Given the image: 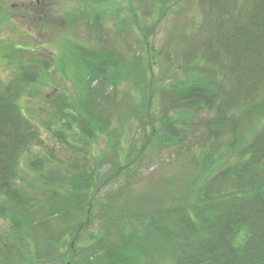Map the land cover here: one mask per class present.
Returning a JSON list of instances; mask_svg holds the SVG:
<instances>
[{
	"label": "rangeland",
	"instance_id": "374dc122",
	"mask_svg": "<svg viewBox=\"0 0 264 264\" xmlns=\"http://www.w3.org/2000/svg\"><path fill=\"white\" fill-rule=\"evenodd\" d=\"M214 1L217 5L224 2L0 0V83L21 89L17 100L19 110L37 128L41 141L19 158L23 178V181L20 179L21 187L34 198L51 200L56 195L49 188L58 187V190L67 192L74 177L71 168L76 169V174L80 169L89 172L94 188L108 179L97 191L99 202L93 209L96 215L85 229L78 230L76 238L73 231L67 235V223L51 219L48 229L39 226L35 232L39 231V237L45 230L53 241L58 237L59 247L54 251V242L48 245L49 248L44 246L45 251L52 252V259L37 254L33 244V250L25 257L13 260L15 264H67L72 255L67 244L73 238L77 242L74 249L79 253L75 259L99 257L104 264H111L112 259L105 250L108 247L117 250L123 246L119 233L135 229L141 217L145 219L155 209L177 206L191 182L194 187L203 183L208 188L229 192L235 189L231 182L222 183L218 177L221 170L234 164V159L221 162L216 168L219 172L213 170L202 174L203 158L211 145L221 138L225 144L229 141L227 135L209 133V127L201 125L206 119L204 114L194 113V121L188 120L178 127L184 137L182 144L164 147L156 140L147 142L149 127L144 126L145 122H150L149 118L157 119L168 109L169 100L161 96L162 88H168L177 80H187L185 53L192 48L198 55V42L210 32L206 25L212 22L214 13L219 17L222 15L216 12ZM96 23L103 32L106 48L114 50L125 61L133 58L135 53H141L145 61L156 56L152 67L154 76L150 81L146 80L145 90L136 83L138 80L127 79L125 73L122 75L124 79L109 89L114 94L115 106L108 115L109 126L104 130H88L80 118L72 120L70 115L68 124L63 119L69 109L81 108L85 89L75 78L78 67L74 68L72 64H78L83 49L96 46L99 34L92 26ZM144 32L150 33L149 53ZM156 51H159L157 55ZM196 60L201 63L200 58ZM205 80L208 82L209 78ZM149 92L156 93L151 101V117L147 111ZM255 100L264 108V86ZM79 114L75 115L78 117ZM258 121L262 119L253 123ZM141 149L143 154L138 158ZM215 149L214 156L219 150L217 146ZM118 166L127 167L114 174ZM58 178L63 181L56 186ZM107 218L114 220L115 227L107 223ZM74 219L78 220L79 215ZM71 223H74L72 219ZM9 225L0 217V235L8 234ZM101 243L104 250H99L98 244ZM61 254L66 259L58 262L55 258H60ZM160 256H156V264H174L169 257ZM4 258L0 264H8ZM153 261L148 258L121 259L115 264H155Z\"/></svg>",
	"mask_w": 264,
	"mask_h": 264
},
{
	"label": "trees",
	"instance_id": "16d2710c",
	"mask_svg": "<svg viewBox=\"0 0 264 264\" xmlns=\"http://www.w3.org/2000/svg\"><path fill=\"white\" fill-rule=\"evenodd\" d=\"M213 5L222 15L214 13L212 22L206 25L210 32L197 43L198 55L192 48L185 53L187 80L162 88L161 96L169 100L168 109L157 119L150 113L156 93L149 92L147 111L151 119L144 126L149 127L147 142L156 140L164 147L182 144L184 137L178 127L194 121V113L204 114L206 119L201 125L209 127V133L227 135L229 141L225 144L221 138L211 145L203 158L202 174L216 171L221 162L234 159L233 165L216 172L222 183L231 182L235 189H210L203 183L194 187L191 182L177 206L155 209L145 219L141 217L135 229L119 233L123 246L117 250L108 247L104 252L112 259L111 264L136 258L155 263L160 255L169 257L174 264H264V108L255 103L264 86V0H224L222 5L215 1ZM96 25H92L99 34L96 46L83 49L78 64H72L78 67L75 78L85 89L81 108L69 109L63 118L67 124L70 117L80 118L88 130L109 126L108 115L115 106L109 89L124 79L123 73L145 87L146 80L154 76L152 67L156 63V56L145 61L140 52L127 61L120 58L106 48L103 32ZM149 35L144 32L148 53ZM196 58H200V64ZM20 90L0 83V217L10 224L8 234L0 235V260L5 257L8 264L25 257L33 244L37 254L52 259V252L44 249L53 242L52 250L58 248V237L53 241L45 230L37 237L39 231L36 234L35 230L39 226L48 229L52 219L67 223V235L73 231L76 238L78 230L85 229L96 215L93 209L99 202L97 191L108 181L94 188L89 172L80 169L76 174V169L71 168L74 177L67 192L51 187L56 195L51 200L34 198L21 187L19 158L41 141L37 128L19 110ZM216 146L219 150L214 156ZM141 154L142 149L137 157L141 158ZM127 166H118L114 174ZM59 181L63 179L58 178L56 186ZM76 215L78 220L74 219ZM107 223L115 227L113 219ZM75 238L67 244L72 254L67 264H104L99 257L75 259L79 254L74 249ZM98 245L99 250H104L103 243ZM55 259L62 262L66 258L61 254Z\"/></svg>",
	"mask_w": 264,
	"mask_h": 264
}]
</instances>
